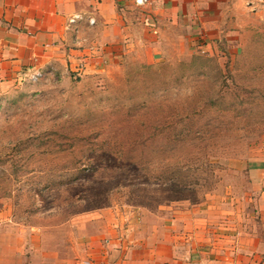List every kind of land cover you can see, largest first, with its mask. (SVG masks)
<instances>
[{
	"label": "rangeland",
	"instance_id": "1",
	"mask_svg": "<svg viewBox=\"0 0 264 264\" xmlns=\"http://www.w3.org/2000/svg\"><path fill=\"white\" fill-rule=\"evenodd\" d=\"M231 30L0 98V262L246 197L245 166L264 164V10Z\"/></svg>",
	"mask_w": 264,
	"mask_h": 264
},
{
	"label": "crops",
	"instance_id": "2",
	"mask_svg": "<svg viewBox=\"0 0 264 264\" xmlns=\"http://www.w3.org/2000/svg\"><path fill=\"white\" fill-rule=\"evenodd\" d=\"M261 10L264 0H0V98L29 71L48 80L126 58L183 57L200 38L233 34ZM75 15L82 19L70 23ZM245 169L249 191L230 205H167L157 224L0 264H264V164Z\"/></svg>",
	"mask_w": 264,
	"mask_h": 264
},
{
	"label": "built area",
	"instance_id": "3",
	"mask_svg": "<svg viewBox=\"0 0 264 264\" xmlns=\"http://www.w3.org/2000/svg\"><path fill=\"white\" fill-rule=\"evenodd\" d=\"M135 3L137 4H144V3H147V2H150L151 0H134ZM77 19H82V17L80 15H75V16H72L70 19H69V22L72 23V22H75V20ZM88 20L90 22L93 21L92 18H88ZM28 79L31 81V82H36L40 79H42L44 77V74L39 71V70H35V71H29L28 72V75H27Z\"/></svg>",
	"mask_w": 264,
	"mask_h": 264
}]
</instances>
